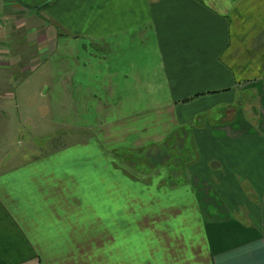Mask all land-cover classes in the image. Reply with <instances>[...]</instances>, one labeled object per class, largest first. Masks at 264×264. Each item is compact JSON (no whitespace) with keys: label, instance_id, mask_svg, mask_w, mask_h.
<instances>
[{"label":"crops","instance_id":"1","mask_svg":"<svg viewBox=\"0 0 264 264\" xmlns=\"http://www.w3.org/2000/svg\"><path fill=\"white\" fill-rule=\"evenodd\" d=\"M38 1L0 0V90L40 56L60 122L91 116L106 133L89 139L99 149L0 172V264H264V204L250 201L264 191V0ZM214 113L220 124L186 137L198 165L150 187L171 203L130 197L110 154H140ZM87 153L108 157L110 183L75 174Z\"/></svg>","mask_w":264,"mask_h":264},{"label":"rangeland","instance_id":"2","mask_svg":"<svg viewBox=\"0 0 264 264\" xmlns=\"http://www.w3.org/2000/svg\"><path fill=\"white\" fill-rule=\"evenodd\" d=\"M24 1L26 3L27 1L28 3L40 2L38 0ZM45 3H47V1ZM36 62H34V67L32 69L27 71L21 69L13 70V72L9 74L11 77L3 79V84L0 90L2 92L0 97V172L7 171L8 169H19L21 168L19 166H22L30 160L39 164L46 161L47 158L50 160L55 159L63 154L77 151L78 149L87 150L89 152L99 149L98 144H100V142L97 143L89 139H96L95 134L98 135V133H100L105 135L106 133V126L97 127L91 125L92 123H90L91 121L89 120L91 116H89L88 120L86 119L88 124L84 127L75 126L72 121L70 126L66 125L69 124L68 122H60L57 111H55V108L53 110L51 108L50 94H47L51 78H49L48 75L49 69H47V66L44 64L45 59L39 56L36 57ZM102 111L103 110H100L97 113H101ZM104 112L107 113L106 109ZM208 117L210 118V121L207 119ZM208 117L201 116L200 118L202 119L196 121L191 127L185 129L184 127L183 129L178 128L177 130H179V133H183V130H185L187 134L188 131H190L189 135L191 136L192 130L203 126L201 123L203 124L207 121L210 124H220L221 120L224 119L225 114L221 113L219 115L214 113ZM116 129L120 130L119 128ZM109 133L111 144H115L112 143L114 141L117 142L122 140V130L118 132L111 130ZM187 134L185 137L180 135L177 140L171 139L174 144H168L169 151L166 154L162 153L164 155L160 156V153H155L151 150L147 151V156L151 157L153 160L145 161V159H139L135 169L129 167L127 164L129 162V157L131 156L130 153H124L123 156L126 157L125 159L127 160H122L121 162L110 152V155L112 156L111 160L115 162L112 166H114L116 170H127L131 174V181L125 179L130 185V188L128 189L130 197L133 196L132 198H135L136 200H145L149 204L148 207L150 206L149 202L153 201H160L164 204L171 203L166 200V197L164 198L165 195L167 196L166 193L170 192L168 189H164V186H160V190L154 191L150 189V187L153 186V183L157 182L165 184L164 178L167 176L168 172H172L171 170L180 169V171L185 172V170L189 171L192 168V165H198V148L191 138H186L188 137ZM87 154L88 155L84 154V157L85 159H88V163H84L82 160L78 163L72 161V166H77L75 174L78 175L81 172L83 182L88 181L86 180L87 176L93 175V177L100 183H110L108 177L111 179V176L106 173L105 167L108 157H103V154L100 157H96V155H91L90 153ZM163 161H166L165 165L163 164ZM80 163H82V166H80L82 170L78 168ZM151 171H154L155 173L150 174ZM83 173L88 175L84 176L85 174ZM143 174L146 176L143 177ZM114 179L118 180L120 178L115 175ZM169 183L171 184L172 181L170 180ZM77 193L79 197H83L84 203L86 202L85 197L90 196L85 189L78 191ZM116 193L117 195L122 196L121 192ZM253 196V200L249 199L250 201H254V199L261 200L264 204V191L260 190L258 192H253ZM229 200L232 199L226 198L227 203ZM76 203H78V201H76ZM151 208L153 209L154 207ZM172 209H175V207ZM178 216L181 220L182 216ZM182 224V221H179L178 225ZM160 225L162 233L167 234V228L169 225L158 221L156 223L147 221V231L151 233H159ZM262 225L264 226V224ZM97 228L99 230H104V227L101 224H97ZM122 240L114 239V246L116 248L123 247ZM160 242L163 249L171 248L163 238L160 239ZM150 243H152L153 249H151ZM148 244L149 250H151L154 256V239L148 238ZM164 256H167L165 252L162 253V257ZM150 262L151 261L149 260L148 264H150Z\"/></svg>","mask_w":264,"mask_h":264},{"label":"trees","instance_id":"3","mask_svg":"<svg viewBox=\"0 0 264 264\" xmlns=\"http://www.w3.org/2000/svg\"><path fill=\"white\" fill-rule=\"evenodd\" d=\"M51 2H47V4H45V5H43L41 8H43V7H46V6H48L49 4H50ZM186 132H185V130H183V133H179V131L177 132V133H175L173 136H172V139L174 138V139H179V137H180V135H184V136H186ZM171 143H173V141L171 140V138L168 140V142L166 141V142H164V144H162V145H159V146H154V147H152V149H149V150H147V151H153V152H157V153H160L159 155L161 156V155H164V154H166V153H168V151H169V148H168V144H171ZM174 144V143H173ZM147 151H145V152H142V153H140V154H138V153H136V154H131V156L129 157V162L127 163L128 164V166L129 167H131V168H134L135 169V167H137L136 165H137V161L139 160V159H142V160H144L145 159V161L146 160H149V161H152L153 159H151V157H148L147 156ZM125 153L126 151H115L114 153H113V155L119 160V161H121L122 162V160H124V161H126L127 159H125L124 157H123V153ZM162 153H164V154H162ZM143 154H144V156H143ZM140 156H142V157H140ZM146 157V158H145ZM154 163V162H153ZM165 163H166V161H163V164L165 165ZM156 164H161V163H156Z\"/></svg>","mask_w":264,"mask_h":264}]
</instances>
